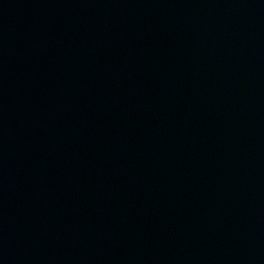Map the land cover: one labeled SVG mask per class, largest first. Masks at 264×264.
<instances>
[{
	"label": "water",
	"instance_id": "95a60500",
	"mask_svg": "<svg viewBox=\"0 0 264 264\" xmlns=\"http://www.w3.org/2000/svg\"><path fill=\"white\" fill-rule=\"evenodd\" d=\"M0 264H264V0H0Z\"/></svg>",
	"mask_w": 264,
	"mask_h": 264
}]
</instances>
